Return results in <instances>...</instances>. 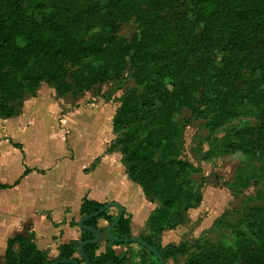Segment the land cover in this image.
<instances>
[{"label":"trees","instance_id":"trees-1","mask_svg":"<svg viewBox=\"0 0 264 264\" xmlns=\"http://www.w3.org/2000/svg\"><path fill=\"white\" fill-rule=\"evenodd\" d=\"M131 22L137 34L117 37L119 26ZM68 59L76 68L74 82L84 88L132 81L140 91L139 97L120 99L112 120L129 179L158 203L147 220L148 235L140 240L164 264L191 249L199 253L184 264H264V204L249 208L217 244L195 239L161 249L157 242L163 232L182 226L202 200L201 184L193 178L198 169L181 158L188 123L177 118L183 110L204 122L208 137L227 129L216 151L245 158L236 172L238 185L229 190L239 193L250 184L264 190V123H249L264 118V0H13L0 12V118L17 116L21 103L15 113L3 104L34 96L33 87L45 76L57 79L60 89ZM256 199L262 201L259 193ZM102 206L83 200L80 215ZM115 216L108 210L84 225L98 230L99 219L109 226ZM129 224L123 215L111 235L130 239ZM104 237L101 253L99 244L83 247L89 264L156 263L140 246L136 254L117 255L115 247L132 244ZM93 239L81 232L80 243ZM79 244L62 246L58 260L84 264L75 257ZM51 262L29 239L16 236L7 242L0 264Z\"/></svg>","mask_w":264,"mask_h":264},{"label":"crops","instance_id":"crops-1","mask_svg":"<svg viewBox=\"0 0 264 264\" xmlns=\"http://www.w3.org/2000/svg\"><path fill=\"white\" fill-rule=\"evenodd\" d=\"M50 96H36L33 103L20 108L21 115L4 119L7 132L19 143L0 142V185L9 187L0 190V258L7 242L21 236L49 260L57 261L62 246L80 243L78 222L83 200L101 205L115 202L131 214V208L139 209L140 202H147L140 187L129 179L121 156L110 151L117 139L112 131L113 119L108 125H102L100 119L92 129L77 127L82 121L96 123L79 111L73 124L72 118H67L57 130L53 125L61 109ZM67 121L71 125L66 126ZM155 209L139 215L143 228H147L148 217ZM109 211L117 213L115 208ZM135 218L133 213L131 238L140 236ZM104 226L107 228L108 223L99 219L98 230Z\"/></svg>","mask_w":264,"mask_h":264},{"label":"rangeland","instance_id":"rangeland-1","mask_svg":"<svg viewBox=\"0 0 264 264\" xmlns=\"http://www.w3.org/2000/svg\"><path fill=\"white\" fill-rule=\"evenodd\" d=\"M12 3L13 0H0V12H4L11 7ZM93 13L96 14L95 8ZM135 34H137L136 26L131 22L119 26L117 37L126 39ZM63 67L65 77L60 89H57V79L52 76H45L42 82L33 87L34 96L28 94L21 101L9 99L5 105L3 104V110L9 109L15 113L18 103H21L20 108H22L26 103L27 105L33 103L32 98L36 96L47 98L51 95L50 97L59 103L61 109L58 115L59 118L56 119L53 125L55 129L62 127L61 121L67 118H72L70 121L73 124V118L79 111L96 119V123L82 121V123H77V127L84 126L92 129L99 125L100 119H102V125H108L111 122L120 107L119 101L122 97L129 95L139 97L140 95V91L136 89L132 81H129L126 85H121L115 81H107L84 88L74 82L73 75L76 69L74 62L68 59L63 63ZM128 74L129 67H127L125 72V75ZM181 120H185L188 123L183 132L184 144L181 158L198 169V174L193 178L196 183L201 184L200 193L202 200L198 208L189 212L186 221L181 227L165 232L163 236L159 237L157 242L161 249L169 244L191 242L195 239L200 240L204 244H217L222 236L228 234L230 227H237L244 220L249 208L264 204V190L261 185L250 184L247 188L241 189L239 193L229 190V187L236 189L238 185L236 172L244 167L245 158L239 152L221 153L216 151L220 147L223 137L226 133L228 134L227 129L222 128L212 137H208L204 122L191 120L190 112L187 110H183L177 118V122ZM5 123V120L0 118V142L2 144L19 143L16 137L12 138L11 136L13 135L7 132ZM237 123L234 124L237 125ZM249 123L251 126H256L259 123H264V118L260 121L250 120ZM64 124L66 126L71 125L68 121ZM90 138L92 139L94 136L91 135ZM114 142L115 144L111 146L110 151L121 156L122 164L125 167V163H128L127 157L122 152L123 147L119 144L118 139L114 140ZM258 193L262 197V201L256 199ZM140 205L141 208L139 209L137 207L131 208L132 214L124 211V217H131L132 219L134 213V216L138 219L135 218L133 223L137 225V228H141L140 236L135 238L142 239V237L148 235L149 228H143L139 215L141 212L150 213L158 206V203L155 199L148 198L146 203L140 202ZM216 221L218 223L212 227ZM105 228L106 226L100 230L102 241L99 243L98 253L103 252L107 245L104 237ZM114 251L117 255H129L141 252V249L136 245H130V247L124 248L115 247ZM198 253V250L191 249L184 256L177 255L173 259L167 260L165 264H184ZM2 259L0 258V263Z\"/></svg>","mask_w":264,"mask_h":264},{"label":"water","instance_id":"water-1","mask_svg":"<svg viewBox=\"0 0 264 264\" xmlns=\"http://www.w3.org/2000/svg\"><path fill=\"white\" fill-rule=\"evenodd\" d=\"M112 208H115L117 210V213H116V216L114 218V221L105 230L106 238L110 242H114V243H118V244L130 243V244H134V245L140 246V247L144 248L147 252H149L154 257V259L156 260L155 264H164V261L162 260L160 255H158L151 247H149L146 242H144V241H142L140 239H137V238L117 239V238H115V237H113L111 235V231L120 222V220H121V218L123 216V212H124V210L121 207V205H119L118 203H115V202L106 203L96 213H93L91 215L82 217L79 220L78 228L80 229V231L90 233L91 235L94 236V239L92 241L81 242L79 244V246H78V256L84 262V264H89V260H88L87 256L85 255V253L83 252V247L87 246V245H96V244H99V242L101 241V234L99 233V231L97 229H94V228H91V227H86L84 224L88 220L98 218L104 212H106V211H108L109 209H112ZM49 264H78V262L73 260V259H67V260L66 259H62V260L53 261V262H51Z\"/></svg>","mask_w":264,"mask_h":264}]
</instances>
